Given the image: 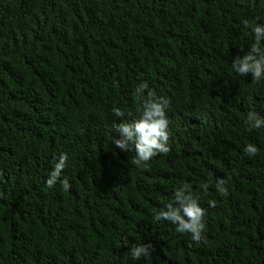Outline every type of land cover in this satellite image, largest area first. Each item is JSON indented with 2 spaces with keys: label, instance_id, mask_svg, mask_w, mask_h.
Here are the masks:
<instances>
[{
  "label": "trees",
  "instance_id": "1",
  "mask_svg": "<svg viewBox=\"0 0 264 264\" xmlns=\"http://www.w3.org/2000/svg\"><path fill=\"white\" fill-rule=\"evenodd\" d=\"M244 20L264 24V0H0V264H264V128L245 123L264 117V79L232 70ZM144 82L171 101V151L147 170L113 145ZM62 153L68 191L45 183ZM184 183L198 243L153 222ZM140 244L152 255L133 260Z\"/></svg>",
  "mask_w": 264,
  "mask_h": 264
},
{
  "label": "clouds",
  "instance_id": "2",
  "mask_svg": "<svg viewBox=\"0 0 264 264\" xmlns=\"http://www.w3.org/2000/svg\"><path fill=\"white\" fill-rule=\"evenodd\" d=\"M242 23L254 37V42L244 55H237L233 59L232 70L242 77L250 75L254 83L259 82L264 79V48L261 47V42L264 41V24L249 20H244ZM133 98L141 102L139 118L131 123L124 122L114 125L119 139L114 138L113 145L123 152H134L131 164L138 169L147 170L149 162L155 156L167 155L171 151L168 146L169 121L167 118V110L171 101L163 96H158L146 82L136 86ZM112 114L119 119H123L125 116L124 111L118 107L112 109ZM245 123L248 131L259 130L264 128V117L255 111H249ZM244 154L250 158L255 157L259 154V149L256 145L248 143L244 148ZM67 160L66 153L59 156L45 182L47 187H53L59 181L64 191L71 188L67 178L60 180ZM225 185V179H218L215 187L221 196L228 194V188ZM208 187L207 183L201 185L205 194ZM208 203L210 207L216 206L214 200ZM205 214V209L200 206L198 198L191 191V185L184 183L174 190L172 200L155 212L153 222L169 221L176 225L177 233L190 234L192 241L198 243L202 240V233L205 230ZM125 245H127V241H125ZM153 250L152 244H140L133 245L129 251L133 260H140L141 258H150Z\"/></svg>",
  "mask_w": 264,
  "mask_h": 264
}]
</instances>
